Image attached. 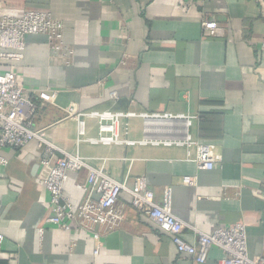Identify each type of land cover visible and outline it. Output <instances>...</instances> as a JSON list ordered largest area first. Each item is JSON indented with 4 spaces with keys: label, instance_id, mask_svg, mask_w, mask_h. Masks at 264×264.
<instances>
[{
    "label": "crops",
    "instance_id": "1",
    "mask_svg": "<svg viewBox=\"0 0 264 264\" xmlns=\"http://www.w3.org/2000/svg\"><path fill=\"white\" fill-rule=\"evenodd\" d=\"M49 11L64 23L70 61L53 57L45 35L25 38V57L9 63L26 88L59 91L56 104L41 108L34 129L58 147L79 153L93 166L132 186L145 176L160 195L172 187L174 213L203 232L237 223L247 225L251 255L264 252V0H4L0 15ZM204 21L221 26L217 35ZM112 93H116L113 98ZM80 111H134L195 116L177 128L194 141L217 146L221 160L198 170L188 160L194 146L164 143L103 145L77 143L78 126L65 108ZM126 120V119H124ZM124 138L167 135V128L142 117L128 119ZM1 124V122H0ZM183 124V125H182ZM87 136L98 135V121L86 118ZM0 165V264H198L178 251L171 237L120 195V227L96 242L84 230L39 227L49 210L45 180L49 169L44 144L4 152ZM186 176L197 184L184 183ZM86 171L71 172L65 192L75 205L86 196L77 186ZM198 233L184 238L196 243ZM212 247L204 264H220Z\"/></svg>",
    "mask_w": 264,
    "mask_h": 264
},
{
    "label": "built area",
    "instance_id": "2",
    "mask_svg": "<svg viewBox=\"0 0 264 264\" xmlns=\"http://www.w3.org/2000/svg\"><path fill=\"white\" fill-rule=\"evenodd\" d=\"M4 0H0V9ZM203 27L211 35H217L221 26L214 21H204ZM45 35L49 41V51L53 57L69 62L73 48L64 39V23L56 19L49 11L28 10L21 16L0 15V165L9 163L5 151L25 148L31 141L44 144L47 157L41 164L49 169L45 180L48 193L49 210L39 227L42 235L46 228H58L64 231L84 230L91 234L96 242L95 253L103 245L102 236L120 227L124 217L118 206L120 195L128 192L131 205L146 215L163 233L169 235L182 254L189 255L198 264H204L212 247L223 252L220 264H264V252L251 255L248 246L247 225L237 223L217 227L211 232H203L184 222L173 211L172 187H165L160 195L153 190L145 176H139L129 186L126 180L112 177L106 170L104 161L93 166L89 159L79 153L72 154L51 142L43 131L34 129L39 110L48 104H56L59 91L48 87L26 88L19 83L17 73L6 65L24 59L28 35ZM116 98V93H112ZM65 111L75 118L78 126L77 143L89 142L103 145H132L140 143H164L181 146H194L195 156L188 151V160L194 162L198 170H212L221 160L217 146L194 141L191 136L178 129V123L190 125L195 116L171 113H147L134 111H80L75 103L69 104ZM142 117L145 131L151 125L167 128V135L140 141L124 138L127 134L129 118ZM86 118L98 121V135L87 136ZM126 119V120H124ZM182 124V125H183ZM86 171V180L78 183L85 193V199L75 205L65 192V183L71 172ZM185 184L195 186L196 177L186 176ZM264 196L262 193H258ZM198 233L196 243L184 238L186 230ZM4 235L0 232V242Z\"/></svg>",
    "mask_w": 264,
    "mask_h": 264
}]
</instances>
